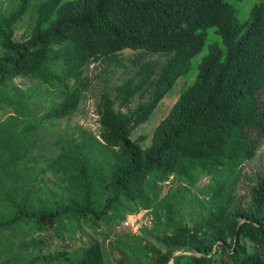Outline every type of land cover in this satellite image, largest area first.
<instances>
[{
	"label": "trees",
	"instance_id": "16d2710c",
	"mask_svg": "<svg viewBox=\"0 0 264 264\" xmlns=\"http://www.w3.org/2000/svg\"><path fill=\"white\" fill-rule=\"evenodd\" d=\"M244 1L246 16L247 6H236ZM129 49L168 58L142 63L114 95L101 94L99 134L67 128L50 154H36L46 122L79 111L86 67L123 65ZM181 77L145 146L149 136L133 132ZM18 78L33 83L24 89ZM44 96L50 104L40 107ZM1 109L0 264H264V158L255 162L264 140V0H17L10 10L0 0ZM142 210L152 227L115 239L123 254L115 260L99 238L51 252L36 234L73 236L80 222L111 225Z\"/></svg>",
	"mask_w": 264,
	"mask_h": 264
},
{
	"label": "rangeland",
	"instance_id": "374dc122",
	"mask_svg": "<svg viewBox=\"0 0 264 264\" xmlns=\"http://www.w3.org/2000/svg\"><path fill=\"white\" fill-rule=\"evenodd\" d=\"M17 0H2L4 7L7 10H10ZM251 4L250 1L237 2L236 6L241 8L242 6H247L244 16L248 14V8ZM30 18L26 16L24 22H22L16 32V37L21 38L22 33L28 27ZM121 58L123 65H118L114 61L100 60L91 62L85 70L86 76L90 79V87L85 93V96L80 104L79 111L74 114L72 117L67 119H62L54 122L55 126L53 127L50 122H46L45 128L43 131L44 139L41 143L45 146V149H39L38 153L41 155L50 154L48 149L54 146V141L65 137L67 135V128H69V133L73 132L74 128L78 125L81 127L93 131L97 134L100 132L99 124V112L98 104L101 99V94L104 91L110 92L112 95L115 94V88L117 85L126 81L130 76L136 75L140 69V65L146 61H151L157 63L158 66H161L168 58L164 53H148L145 51H133L125 50L121 52ZM16 83L20 84L22 88H27L33 81L28 79H16ZM186 82V78L181 77L175 86L174 90L170 92L167 97L159 105L153 117L145 124L139 126L133 132V138H138L140 135L149 136L148 140L144 142V145L150 143V139L155 128L161 122V120L167 116L172 106L178 99L180 94V89ZM58 99V95H54ZM139 99H135L132 103V107H135ZM49 98L44 96L40 102H37V105L40 107L49 106ZM43 112V109L39 111V114ZM1 119H5L3 110H0ZM47 148V149H46ZM260 158H264V140L258 149L257 158L255 162L259 161ZM43 166V162H40ZM254 166L253 162L245 164L247 171L252 169ZM50 173L45 174V177L48 178ZM52 177H50V181ZM208 182V178L204 177L200 180V185H205ZM174 180L171 179L170 182L163 184L164 193L173 186ZM243 189V188H242ZM241 189V190H242ZM196 191V189H193ZM153 225V215L151 211L142 210L140 213L135 215H128L126 219L121 220L118 223H113L107 225L105 221H100L98 224H95L93 221L88 223L80 222L76 232L73 236L64 233V237L60 238L57 234H54L53 230L49 232L36 233L39 235H44L46 237V249L48 251L54 252L57 250H67L69 252L77 251L81 247H84L89 244L90 241L99 238L104 241L105 245L109 248L110 257L112 259L121 258L122 250L115 244L114 240L117 238H122L128 233H137L143 234L145 228H150ZM172 264V263H170Z\"/></svg>",
	"mask_w": 264,
	"mask_h": 264
}]
</instances>
